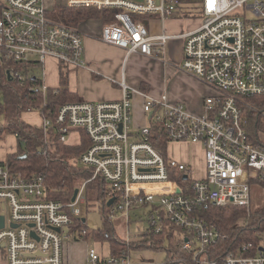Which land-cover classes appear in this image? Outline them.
Masks as SVG:
<instances>
[{"label":"built area","instance_id":"built-area-1","mask_svg":"<svg viewBox=\"0 0 264 264\" xmlns=\"http://www.w3.org/2000/svg\"><path fill=\"white\" fill-rule=\"evenodd\" d=\"M65 7L115 9L112 20L102 27L100 39L122 48L126 56L161 57L169 40L182 38L179 68L211 91L203 99L202 110L196 112L167 94L156 98L131 88L123 77L120 100L66 103L55 119L40 112L46 136L56 131L60 141L69 143L73 130L85 134L89 146L81 163L91 167L93 175L79 187L75 201L64 202L48 197L42 175L26 176L0 163V218L4 216L0 249L8 264H65V236L78 233L73 231L82 220L78 204L86 201L87 182L96 177L105 179L113 195L112 219L117 212L130 216V210L150 205V231L164 232V237L179 234L178 251L169 254L165 264H264V229L254 231L255 241L216 256L212 248L222 234L216 224L200 216L210 204L249 207L251 181L264 180V145L255 143L244 128L239 101L243 96L264 95V2L66 0ZM181 13L201 16L202 21L182 34L166 29L153 34L137 18L151 15L166 20ZM84 55L85 33L51 16L44 0H0V65H12L9 78L23 81L37 76L24 67L38 65L45 93L49 60L71 69L86 64ZM135 94L143 98L148 125L134 124ZM154 140H164L166 145L202 144L205 176L197 178L190 165L165 156ZM179 173L186 176L183 183L176 178ZM163 239L148 241V247L163 249L164 245L159 246ZM83 264L137 263L127 250L104 255L93 247Z\"/></svg>","mask_w":264,"mask_h":264},{"label":"trees","instance_id":"trees-1","mask_svg":"<svg viewBox=\"0 0 264 264\" xmlns=\"http://www.w3.org/2000/svg\"><path fill=\"white\" fill-rule=\"evenodd\" d=\"M115 13V9L99 11L88 7H63L54 16L69 25L78 26L81 21L92 18H102L103 21L110 22ZM150 17L152 16H137L146 23ZM16 68L21 69L20 66ZM66 68L61 66L59 87L48 86L44 93L43 82L39 75L40 66L24 67L25 72L32 70L37 76H27L21 81L8 77L7 72L12 69L11 64L0 65V93L2 91L5 93L4 103L0 101V116L2 114L6 116V123L0 127V137L12 133L18 142L17 150L8 154L7 159L0 163H6L13 172H20L26 176L42 175L46 181L48 197L53 200L69 202L81 183L93 175V169L81 163V156L89 146L88 139L78 145H68V143L59 140L58 132L53 131L52 134L46 136L41 126H35L22 118L24 112L39 109L41 113L55 119L63 104L82 101L78 94L69 88V71ZM239 101L243 111L242 124L244 128L255 143L264 145V115L262 114L264 95L243 96ZM154 133L160 135L155 129ZM153 142L166 156L168 147L166 141L154 140ZM176 178L182 183L186 180L184 173H179ZM95 183L98 185H94ZM90 184L98 188V198L101 201L103 212V226L98 230L91 231L86 221L82 219L76 226H73L74 233L78 230L77 234H79L75 233V238H84L92 234L95 240L110 243L111 254H120L122 250H127L130 253L133 247H147L148 241H157L164 237V232L157 234L150 231L147 232L144 240L127 241L121 238L116 232L113 219L110 216L114 201L109 204L113 195L107 187V182L102 177H96ZM248 208L247 206H218L214 204H210L207 209L203 208L200 216L216 224L222 234V237L212 248L214 255L219 256L229 251L238 250L243 244L256 240L255 230L264 229V213L250 211ZM81 229H86V232L81 234ZM178 247L179 242L177 241L171 242L163 249L167 251L169 257V254L172 255L173 252L177 253Z\"/></svg>","mask_w":264,"mask_h":264},{"label":"crops","instance_id":"crops-1","mask_svg":"<svg viewBox=\"0 0 264 264\" xmlns=\"http://www.w3.org/2000/svg\"><path fill=\"white\" fill-rule=\"evenodd\" d=\"M58 1V6L53 10L65 7L66 0ZM191 20L193 22H191ZM191 20H188L191 24L184 25L185 20L176 18L160 20L158 17L152 16L148 19L147 25L153 34H158L163 29L171 31L169 28L174 27L175 22H181V28L175 34H182L197 28L201 23L200 21L194 23L195 20L192 18ZM106 23L108 22L103 21L102 25L94 26L89 22L86 25L87 28L83 30L85 33L84 57L86 64L68 69L69 88L73 92H76L82 100L87 101L120 100L123 97V91L119 82L124 77L126 83L131 88L141 89L156 98L161 97L163 94H167L173 101L183 102L193 111L200 112L202 110L203 99L210 93L207 89L208 87L193 75L182 70L176 71L178 69L175 65H172V63H175L176 65L180 64L182 61L184 46V40L182 38L169 40L161 57H148L141 54H131L126 56V53L122 48L103 42L100 39L102 27ZM49 61L46 64V76H48L49 69H53L54 73L55 71L57 72L56 76L59 84L52 87L46 83V81L45 83L49 87L57 88L60 85L61 66H56L54 61L51 63H49ZM167 64L174 67V71L169 72V74H174L172 79L175 81L173 85L171 82L170 85H168L166 89L168 92L165 90V68ZM53 71L51 70V72ZM172 79L170 81H172ZM133 99L135 102L139 101V104H141L144 117L142 121H134L135 125H148L150 121L143 111L142 96L135 94ZM35 126L40 127L41 123ZM170 143L174 144L175 149L173 148L171 154L167 149L166 155L168 157L184 162L192 168L194 167L192 172L196 177L200 178L205 176L206 158L205 150L202 145L189 142H169L168 145ZM195 165H199L201 168H196ZM146 234L147 231L141 233L140 236L146 237ZM131 240L136 241L144 239L135 238ZM100 242L103 241L100 240ZM106 243L109 244L110 252V243ZM87 253L88 251L83 255V259L78 261V264H83L87 258ZM66 256L67 258L70 257V250L66 253ZM0 264H8L5 253L1 249Z\"/></svg>","mask_w":264,"mask_h":264},{"label":"rangeland","instance_id":"rangeland-1","mask_svg":"<svg viewBox=\"0 0 264 264\" xmlns=\"http://www.w3.org/2000/svg\"><path fill=\"white\" fill-rule=\"evenodd\" d=\"M261 1L264 2V0H261ZM58 2H59L58 0H44V4L49 10V13L51 16H54L56 12L60 11L59 8H57V10H53L54 8L58 6ZM247 16L250 18H254V15L251 12H248ZM168 19H171V18H168ZM176 19L185 20L184 25H188V24H191V22H193L191 20V17H185L183 13L176 16ZM192 19L195 20L194 23L196 22L198 23L199 21L200 22L202 21L201 16H194V18ZM188 20H191V22H189ZM89 22H91L94 26L103 24L102 18H94V19H87V20L81 21L80 23H78V27L83 31L87 28L86 25ZM180 28H181V22L180 23L175 22L174 27L169 28L171 31L169 30L168 31L172 34H175L176 32L179 31ZM51 62L52 61H49V63ZM54 64L56 66L58 65L55 61H54ZM168 65L169 64H167L165 68V72H166L165 90L167 89L168 85H170V82L172 85L175 83V81L172 79L174 77V74H169V72L174 71V67L170 65L168 66ZM172 65L176 66V68L178 69L176 71L182 70L181 68H179V64H177L178 65L177 66L175 63H172ZM51 70L53 71V69H49V73H48V76L45 77V81L46 83L54 87V86H57L59 83H58V78L56 76L57 72L55 71L54 73V71L51 72ZM171 79L172 81H170ZM207 89L211 91L210 88H207ZM166 91L168 92V90ZM0 101L1 103H4L5 101L4 91L0 93ZM133 103H134V108H133L134 121L136 122L140 120L142 121L144 117L142 113L141 104H139V101L135 102L134 99H133ZM22 118L31 124L39 125L41 123L42 125V116L40 114L39 109H33L31 111L24 112L22 114ZM5 123H6V116L5 114H2L0 116V127L4 125ZM86 139L87 137H85L84 134H81L80 131L73 130L72 133L69 134L68 145H72V144L78 145L84 142ZM17 147H18V142L14 134L8 133V134H5L3 137H0V160H6L8 157V154L15 152L17 150ZM173 148L175 149L174 144L170 143L167 147L168 152L170 154L173 152ZM204 150H205V147H204ZM195 167L199 169L201 168L199 165L198 166L195 165ZM193 168L191 167V169ZM194 176L196 177L195 174ZM84 182H82L81 185ZM90 182L91 181L87 182V186L85 187V192H84L87 199L84 203H79L78 207L81 210L80 218L86 219V224L89 230L92 231V230H98L102 228L103 212L101 210V201L98 198V188L96 186H93L92 184L89 185ZM94 185H98V184L95 183ZM248 209H250V211H260L264 213V180L262 181V180L257 179V180L251 181V203ZM150 210H151V206L146 205V206H139V207H136L130 210V216H127L125 213H122V212H117L113 217V223H114V226L116 228V232L118 233V235L121 238H124L127 240H131L135 238H143L140 236V234L144 233L145 231L149 233L151 230L150 220H149L150 212H151ZM65 230L67 229L65 228ZM178 231L180 232V230ZM67 235L68 234H66L65 236V253H64L65 254V264H78L79 263L78 261L83 259V255L85 254V252L93 247L97 248L99 252H101L104 255L110 254L109 244L106 242L96 241L94 237L92 236V234L84 238H75V236H70L68 238ZM163 238H164L163 242L159 246L164 245L167 247L171 244V242L174 243L178 241L179 234L176 232V234L173 233ZM69 250H70V257L67 258L66 253ZM130 257L132 261L137 264H141V263L165 264L168 259L166 250L162 248L154 249L148 246L143 247V248H135V247L131 248Z\"/></svg>","mask_w":264,"mask_h":264},{"label":"water","instance_id":"water-1","mask_svg":"<svg viewBox=\"0 0 264 264\" xmlns=\"http://www.w3.org/2000/svg\"><path fill=\"white\" fill-rule=\"evenodd\" d=\"M78 193H79V189L77 188L73 194L72 201L76 200ZM113 200H114L113 198L110 199L109 204H112ZM83 221H86V219H83ZM3 225H4V216H1L0 226H3ZM57 231H60V229L58 228Z\"/></svg>","mask_w":264,"mask_h":264},{"label":"bare ground","instance_id":"bare-ground-1","mask_svg":"<svg viewBox=\"0 0 264 264\" xmlns=\"http://www.w3.org/2000/svg\"><path fill=\"white\" fill-rule=\"evenodd\" d=\"M12 80V79H11ZM49 141V140H48Z\"/></svg>","mask_w":264,"mask_h":264}]
</instances>
